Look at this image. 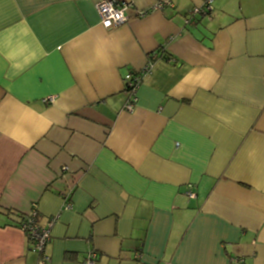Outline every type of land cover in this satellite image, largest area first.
Masks as SVG:
<instances>
[{
	"label": "crops",
	"instance_id": "1",
	"mask_svg": "<svg viewBox=\"0 0 264 264\" xmlns=\"http://www.w3.org/2000/svg\"><path fill=\"white\" fill-rule=\"evenodd\" d=\"M101 1L0 0V264H264V0Z\"/></svg>",
	"mask_w": 264,
	"mask_h": 264
},
{
	"label": "built area",
	"instance_id": "2",
	"mask_svg": "<svg viewBox=\"0 0 264 264\" xmlns=\"http://www.w3.org/2000/svg\"><path fill=\"white\" fill-rule=\"evenodd\" d=\"M203 5L199 8H195L187 15L186 23L194 21L197 15H208L212 12V5L214 0H202ZM169 4L168 1L159 2L153 8L148 10L139 11L140 16H144L147 13L161 9L164 5ZM131 4L121 3L112 0H104L96 4V10L99 15L101 24L106 29H112L124 24L129 20V8ZM151 69L150 63L147 64L140 73H128L125 78V91L127 92L129 99L126 104V109L129 112L134 110L135 103L137 102L136 91L141 82L143 74L149 72ZM52 98L44 99L45 102H52ZM66 168V167H65ZM189 197H195L196 194L192 191L187 192ZM70 193L65 196V209L71 208ZM38 211L36 205H33L30 212L27 214L26 220L19 226L27 235L31 249L37 253L39 259L37 264H49L50 258L46 254L47 245L51 238V228L54 224V219H51L47 226L39 225L37 221ZM98 255L95 251H90L82 264H95ZM233 264H245L244 259H234Z\"/></svg>",
	"mask_w": 264,
	"mask_h": 264
},
{
	"label": "trees",
	"instance_id": "3",
	"mask_svg": "<svg viewBox=\"0 0 264 264\" xmlns=\"http://www.w3.org/2000/svg\"><path fill=\"white\" fill-rule=\"evenodd\" d=\"M196 20L197 19L195 17L194 22ZM4 212H5L4 214L7 216L8 220H9V224H13V225H16L18 227L26 220V217H27V215L18 213L16 211H11V210L8 211L7 210Z\"/></svg>",
	"mask_w": 264,
	"mask_h": 264
},
{
	"label": "rangeland",
	"instance_id": "4",
	"mask_svg": "<svg viewBox=\"0 0 264 264\" xmlns=\"http://www.w3.org/2000/svg\"><path fill=\"white\" fill-rule=\"evenodd\" d=\"M28 213H29V212H28ZM28 213H27V214H28Z\"/></svg>",
	"mask_w": 264,
	"mask_h": 264
}]
</instances>
